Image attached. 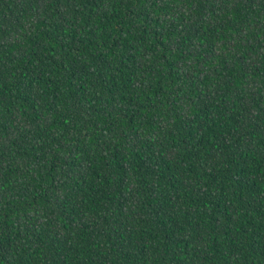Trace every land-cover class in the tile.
Instances as JSON below:
<instances>
[{
	"label": "trees",
	"instance_id": "1",
	"mask_svg": "<svg viewBox=\"0 0 264 264\" xmlns=\"http://www.w3.org/2000/svg\"><path fill=\"white\" fill-rule=\"evenodd\" d=\"M0 264H264V0H0Z\"/></svg>",
	"mask_w": 264,
	"mask_h": 264
}]
</instances>
